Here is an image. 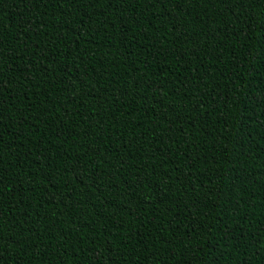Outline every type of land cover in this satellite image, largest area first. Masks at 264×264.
Wrapping results in <instances>:
<instances>
[{
	"label": "trees",
	"instance_id": "obj_1",
	"mask_svg": "<svg viewBox=\"0 0 264 264\" xmlns=\"http://www.w3.org/2000/svg\"><path fill=\"white\" fill-rule=\"evenodd\" d=\"M0 264H264V0H0Z\"/></svg>",
	"mask_w": 264,
	"mask_h": 264
}]
</instances>
